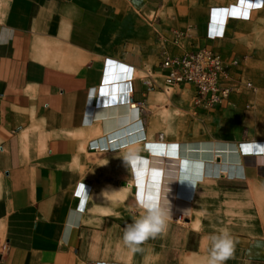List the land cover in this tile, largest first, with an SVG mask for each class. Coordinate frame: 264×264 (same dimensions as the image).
<instances>
[{
    "label": "crops",
    "instance_id": "0c3cea01",
    "mask_svg": "<svg viewBox=\"0 0 264 264\" xmlns=\"http://www.w3.org/2000/svg\"><path fill=\"white\" fill-rule=\"evenodd\" d=\"M17 2L0 21V264H207L205 185L221 178L264 191V0ZM188 29L192 37L178 48L173 33ZM203 48L237 60L233 73L258 93L233 94L208 111L193 105L192 85L165 90L164 49ZM184 93L189 116L202 124L191 133L171 118L187 103ZM160 140L178 142L179 156L200 161L188 213L168 220L190 222L168 224L133 252L123 242V186L141 209L131 223L144 212L138 157L152 158ZM188 141L226 145L204 150ZM108 168L109 184H120L111 195L115 208H91ZM124 169L132 182L123 181ZM107 212L114 213L113 234L90 227ZM193 234L200 235L191 245ZM242 245L238 254L250 263L226 264H264V241Z\"/></svg>",
    "mask_w": 264,
    "mask_h": 264
},
{
    "label": "rangeland",
    "instance_id": "374dc122",
    "mask_svg": "<svg viewBox=\"0 0 264 264\" xmlns=\"http://www.w3.org/2000/svg\"><path fill=\"white\" fill-rule=\"evenodd\" d=\"M16 4H18L17 0H7L6 2H2V0H0V21L8 18L12 14V11L14 10ZM176 96L178 97L177 91ZM183 96L185 97L187 103L180 108V111L172 114L171 118L176 122V124H178V122L185 124V129L191 133L195 129V124L199 126H201L202 124L194 121V119H192L193 116H189L188 97L185 93L183 94ZM154 109L156 110L157 108L155 107ZM189 142H196L199 143V145L201 144L202 147H204V150H206V147L210 148V146L214 145H226L216 141H188L187 143ZM128 171L129 170L127 169H124L123 171V181L126 183L132 182L130 172ZM106 177V184L95 185L93 188V194L89 202L91 208L109 210L115 208V206H113L114 203L111 200L113 199L111 195H113L114 193L113 187L115 185H118L120 187V184L119 181L114 185L109 184L110 179L114 180L113 169L108 168ZM126 186L127 185L123 186V190L126 192L128 190L129 192L126 193V195H124V197L121 199L119 206L126 211L124 212L123 224L129 223L131 219V212L132 214L136 213L137 210H140L141 212V209H139V207L137 208L131 206L134 196L131 189H128ZM203 193L204 199L202 200L201 204L205 209V213L203 216L204 226L206 228L209 227L212 231L211 233L226 228L235 241L234 258H231L227 261L235 260L239 263L249 262V260L246 261L247 258L245 259L242 256V253L238 254V252L242 251L240 247L243 246V242L255 243L264 241V191L261 187H258L257 185H254L250 182H233L231 180H222L221 178H218L217 180L207 183L204 187ZM103 194L109 195L106 199L107 201L102 198ZM107 203H111L110 207ZM105 214L107 215L101 216L100 218H93L96 221H93V225H90V227L95 230L106 231V233L110 232L113 234L115 226L113 216L114 213L107 212ZM99 220L101 221L99 222ZM189 220V218L185 219V222H183V224H181L179 221L177 222V220H173L168 222V224L185 225L186 223L190 222ZM199 235L200 234H193L192 237L188 238L187 240H189L190 244L192 245V243L198 239ZM159 236H157L156 239ZM111 240L121 243L120 240ZM124 250L131 251L129 249Z\"/></svg>",
    "mask_w": 264,
    "mask_h": 264
},
{
    "label": "built area",
    "instance_id": "2783aa9c",
    "mask_svg": "<svg viewBox=\"0 0 264 264\" xmlns=\"http://www.w3.org/2000/svg\"><path fill=\"white\" fill-rule=\"evenodd\" d=\"M191 37L190 29L175 31L173 43L181 48L183 40ZM238 66L237 60H225L219 53L207 48L193 52L183 51L180 55H171L164 49L161 61L165 90L192 85L196 91L193 105L208 111L229 103L233 94H241L244 91L258 93L259 90L253 82L233 73L232 69ZM250 107L251 105L247 104L245 109Z\"/></svg>",
    "mask_w": 264,
    "mask_h": 264
},
{
    "label": "bare ground",
    "instance_id": "6f19581e",
    "mask_svg": "<svg viewBox=\"0 0 264 264\" xmlns=\"http://www.w3.org/2000/svg\"><path fill=\"white\" fill-rule=\"evenodd\" d=\"M207 36L209 38H222L224 32L215 37H211L209 34ZM131 126H128L126 129L131 128ZM135 140L136 138L134 137L133 141ZM154 144L157 148L155 152L152 151L154 153L152 158L138 157L139 166L136 176L138 198L141 203L140 207L144 209L143 205L146 203H160L169 207L170 219H183L189 211V199L192 197L195 184L194 174L196 172L198 174V171L200 172L201 170H197L195 166H198L200 161L179 156L174 151V148L178 147V142L172 143L160 140V142H154ZM201 162L203 165V161ZM195 169L197 171L194 173ZM133 184H135L134 180Z\"/></svg>",
    "mask_w": 264,
    "mask_h": 264
},
{
    "label": "clouds",
    "instance_id": "9594fccd",
    "mask_svg": "<svg viewBox=\"0 0 264 264\" xmlns=\"http://www.w3.org/2000/svg\"><path fill=\"white\" fill-rule=\"evenodd\" d=\"M143 207V214L124 227L123 242L133 252L139 251V245L149 238L163 234L170 219L168 206L152 202L144 204ZM205 239L209 253L207 264H225L227 260L234 258L235 241L226 228L208 234Z\"/></svg>",
    "mask_w": 264,
    "mask_h": 264
}]
</instances>
